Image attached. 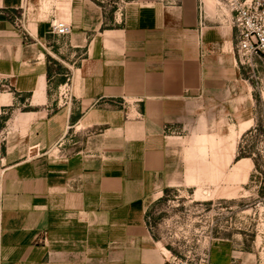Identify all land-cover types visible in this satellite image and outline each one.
Segmentation results:
<instances>
[{"label":"crops","instance_id":"obj_1","mask_svg":"<svg viewBox=\"0 0 264 264\" xmlns=\"http://www.w3.org/2000/svg\"><path fill=\"white\" fill-rule=\"evenodd\" d=\"M212 4L0 0V114L30 107L34 138L0 166V264H164L147 203L180 185L178 142L204 99L239 102L233 28ZM52 17L71 26L57 42Z\"/></svg>","mask_w":264,"mask_h":264},{"label":"rangeland","instance_id":"obj_2","mask_svg":"<svg viewBox=\"0 0 264 264\" xmlns=\"http://www.w3.org/2000/svg\"><path fill=\"white\" fill-rule=\"evenodd\" d=\"M102 1L121 12L131 0ZM211 6L217 10V0ZM237 67L238 82L230 93L239 102L213 107L214 101L204 99L197 124L184 129L178 142L173 172H180V185L173 183L146 206L148 232L162 250L181 258L205 254L209 264H264V60ZM29 108L15 105L1 112L0 166L33 144L18 117ZM202 135L211 142L199 143ZM61 145L39 151L54 157L72 148Z\"/></svg>","mask_w":264,"mask_h":264},{"label":"built area","instance_id":"obj_3","mask_svg":"<svg viewBox=\"0 0 264 264\" xmlns=\"http://www.w3.org/2000/svg\"><path fill=\"white\" fill-rule=\"evenodd\" d=\"M217 10L229 17L233 28L234 51L240 66L264 60V0H217ZM201 12L199 8V13ZM21 14L13 21L20 23ZM49 33L57 38L71 33L70 24L52 17ZM164 264H209L208 256L181 258L168 251Z\"/></svg>","mask_w":264,"mask_h":264},{"label":"bare ground","instance_id":"obj_4","mask_svg":"<svg viewBox=\"0 0 264 264\" xmlns=\"http://www.w3.org/2000/svg\"><path fill=\"white\" fill-rule=\"evenodd\" d=\"M47 4H48V2H44V4H43V5H44V7H45V6H47Z\"/></svg>","mask_w":264,"mask_h":264},{"label":"trees","instance_id":"obj_5","mask_svg":"<svg viewBox=\"0 0 264 264\" xmlns=\"http://www.w3.org/2000/svg\"><path fill=\"white\" fill-rule=\"evenodd\" d=\"M239 157H236V159H238Z\"/></svg>","mask_w":264,"mask_h":264}]
</instances>
